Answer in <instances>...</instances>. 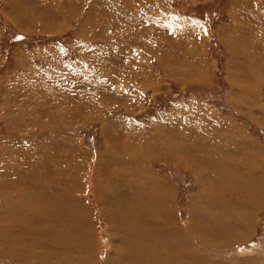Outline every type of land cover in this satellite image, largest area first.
<instances>
[{
  "label": "rangeland",
  "instance_id": "1",
  "mask_svg": "<svg viewBox=\"0 0 264 264\" xmlns=\"http://www.w3.org/2000/svg\"><path fill=\"white\" fill-rule=\"evenodd\" d=\"M167 263L264 264V0H0V264Z\"/></svg>",
  "mask_w": 264,
  "mask_h": 264
},
{
  "label": "bare ground",
  "instance_id": "2",
  "mask_svg": "<svg viewBox=\"0 0 264 264\" xmlns=\"http://www.w3.org/2000/svg\"><path fill=\"white\" fill-rule=\"evenodd\" d=\"M160 139H161V138H160ZM169 142H170V141H169ZM172 142H173V141H172ZM134 145H135V144H134ZM137 145H138V144H137ZM153 146H154V145H153ZM150 147H151V146H149V148H150ZM160 148H161V147H160ZM131 150H132V149H131ZM162 151H163V150H162ZM127 152H128V151H127ZM163 152H164V151H163ZM198 152H199V151H198ZM162 154H163V153H162ZM164 156H165V155H164ZM179 157H180V155H179ZM177 159H178V158H177ZM180 159H182V157H181ZM133 163H134V162H133ZM140 165H142V164H140ZM140 165H139V166H140ZM136 166H138L137 163H136ZM143 166H144V165H143ZM124 170H125V169H124ZM133 170H134V169H133ZM146 170H147V169H146ZM130 171H131V168L128 169V172H130ZM140 171H141V170H140ZM147 171H148V170H147ZM147 171H146V172H147ZM144 172H145V171H144ZM149 172H150V171H149ZM149 172H147V173H149ZM145 175H147V174H145ZM148 177H149V176H148ZM133 178H135V177H133ZM135 179H136V178H135ZM135 179H134V180H135ZM151 180H152V178H151ZM161 181H162V180L160 179V180H158L157 182L160 183ZM140 186H141V185H140ZM129 191H130V189H129ZM161 193H162V191H161ZM161 193H160V194H161ZM125 195H126V194H125ZM113 201H114V200H113ZM112 210H113V209H112ZM114 210H115V209H114ZM117 210H119V209H117ZM121 210H122V209H121ZM121 212H122V211H121ZM112 213H114V212H112ZM116 215H117V214H116ZM123 215H124V213H123ZM167 217H168V216H167ZM175 222H176V221H175ZM236 223H237V222H236ZM172 224H173V223H172ZM175 224H176V223H175ZM155 225H156V226L152 225V226H153V234H154L155 236H162L163 234L167 235L166 233H168L169 235L171 234V236H167V238H170V237L172 238L173 236H175L174 233H177L176 236L178 235V232H176L175 230H172V231L174 232V233H173V232L171 231V229H168L169 227H168V228H165V227L162 226V224L160 225L159 223H155ZM173 225H174V224H173ZM178 227H179V226H178ZM186 229H187V228H186ZM188 229H189V228H188ZM190 229H191V228H190ZM190 229H189V230H190ZM180 230H181V229H180ZM180 230H179V231H180ZM128 231H129V230H128ZM161 233H162V234H161ZM179 233H182V232H179ZM189 233H190V232H189ZM179 235H180V234H179ZM179 235H178V236H179ZM182 235H183V234H182ZM146 236H147V235H146ZM188 237H189V236H188ZM190 237H191V236H190ZM190 237H189V238H190ZM193 237H194V235H193ZM148 238H149V237H148ZM159 238H161V237H159ZM180 238H182V237H180ZM185 238H187V237H185ZM189 238H188V239H189ZM197 238H198V237H197ZM190 239H191V238H190ZM190 239H189V240H190ZM163 240H164V239H162V241H163ZM167 240H168V239H167ZM172 240H174V239H172ZM175 240H176V239H175ZM199 240H200V239H199ZM185 241H187V240H185ZM185 241H184V242H185ZM136 242H137V241H136ZM160 242H161V241H160ZM160 242H159V243H160ZM173 242H175V241H173ZM173 242H171V243H173ZM179 242H182V241L179 239ZM189 242H190V241H189ZM157 243H158V242H157ZM166 243H167V242H166ZM175 243H176V242H175ZM164 244H165V243H164ZM179 244H181V243H179ZM184 244H185V243H184ZM159 245H162V244H159ZM159 245H158V246H159ZM174 246H175V245H174V243H173V247H174ZM180 246H183V245H180ZM131 247H132V246H131ZM136 247H137V246H136ZM136 247H134V249H136ZM185 247H186V246H185ZM132 248H133V247H132ZM186 248H187V247H186ZM192 248H193V247H192ZM120 249H121V248H120ZM134 249H133V250H134ZM187 249H188V248H187ZM136 250H137V249H136ZM136 250H135V251H136ZM190 250H191V249H190ZM190 250H189V251H190ZM180 251H182V250H180ZM192 252H193V250H192ZM194 252H195V251H194ZM184 253H185V251H184ZM164 254H165V253H164ZM134 255H135V254H134ZM153 255H154V254H153ZM184 256H185V255H184ZM156 257H157V256H156ZM160 257H161V256H160ZM187 257H188V256H187ZM131 258H133V257H131ZM165 258H166V257H165ZM181 258H182V256H181ZM183 258L185 259V257H183ZM166 259H167V258H166ZM142 260H143V259H142ZM152 260H153V259H152ZM158 260H160V259H158ZM164 260H165V259H164ZM164 260H162V261L164 262ZM169 260H170V259H169ZM175 260H176V259H175ZM153 261H154V260H153ZM170 261H171V260H170ZM170 261H169V263H171ZM159 263H160V262H159ZM169 263H167V264H169ZM173 263H174V262H173ZM251 264H252V263H251Z\"/></svg>",
  "mask_w": 264,
  "mask_h": 264
},
{
  "label": "snow or ice",
  "instance_id": "3",
  "mask_svg": "<svg viewBox=\"0 0 264 264\" xmlns=\"http://www.w3.org/2000/svg\"><path fill=\"white\" fill-rule=\"evenodd\" d=\"M18 39H19V37H18Z\"/></svg>",
  "mask_w": 264,
  "mask_h": 264
}]
</instances>
